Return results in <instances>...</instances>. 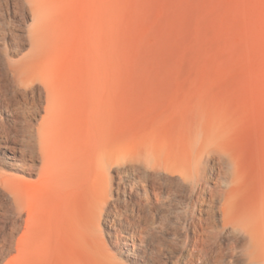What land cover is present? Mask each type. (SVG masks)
Wrapping results in <instances>:
<instances>
[{"label":"rangeland","instance_id":"1","mask_svg":"<svg viewBox=\"0 0 264 264\" xmlns=\"http://www.w3.org/2000/svg\"><path fill=\"white\" fill-rule=\"evenodd\" d=\"M4 26L0 78L9 64H31L18 80L44 90L20 101L22 123L45 125L52 153L88 168L84 186L105 145L124 151L197 122L234 163L239 215L264 213V0H43L32 16L6 9ZM48 193L60 210L61 199ZM191 209L204 218L194 221L199 230L216 222L212 196ZM37 217L36 235L25 236L15 214L0 207V264L74 263L60 220L44 211ZM189 224L175 237L181 249L166 256L153 248L151 264H199L201 244ZM96 242L115 252L103 235ZM222 251L229 259L231 248Z\"/></svg>","mask_w":264,"mask_h":264},{"label":"bare ground","instance_id":"2","mask_svg":"<svg viewBox=\"0 0 264 264\" xmlns=\"http://www.w3.org/2000/svg\"><path fill=\"white\" fill-rule=\"evenodd\" d=\"M42 5L43 0H0V45L8 38L6 9L32 16ZM22 32L28 37L26 29ZM31 71V64H9L0 78V207L15 214L25 236L44 211L60 220L62 239L71 241L65 243L69 253L73 244L71 260L64 251L69 261L74 259L71 264H151L149 251L157 248L172 256L180 248L175 237L193 220V239L201 244L199 264H264V213L239 215L235 192L240 177L234 163L212 148L214 139L199 123L173 138L151 136L124 151L105 145L95 153L94 176L84 186L88 168L69 154L55 156L45 125L22 123L20 101L44 93L39 84L19 82ZM47 98L52 110V97ZM48 192L61 199L60 210L47 202L43 194ZM207 195L219 210L216 222L199 230L204 218L191 208ZM100 235L115 252L99 249ZM224 245L231 248L229 259Z\"/></svg>","mask_w":264,"mask_h":264}]
</instances>
